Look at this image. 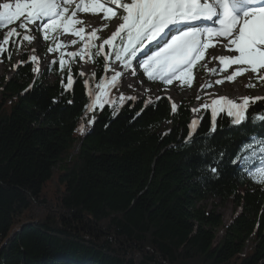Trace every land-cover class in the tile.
<instances>
[{
	"label": "trees",
	"instance_id": "obj_1",
	"mask_svg": "<svg viewBox=\"0 0 264 264\" xmlns=\"http://www.w3.org/2000/svg\"><path fill=\"white\" fill-rule=\"evenodd\" d=\"M11 28L0 32L12 73L0 78V264H264V144L245 145L264 137V100L246 108L256 126L219 113L215 131L212 101L190 137L191 101L174 111L104 82L119 40L82 47L90 75L61 57L35 75L21 35L3 43ZM227 202L240 213L225 227L215 208Z\"/></svg>",
	"mask_w": 264,
	"mask_h": 264
},
{
	"label": "snow or ice",
	"instance_id": "obj_2",
	"mask_svg": "<svg viewBox=\"0 0 264 264\" xmlns=\"http://www.w3.org/2000/svg\"><path fill=\"white\" fill-rule=\"evenodd\" d=\"M69 4L70 0L5 2L0 4V27L19 22V29L27 30L28 26H32L33 31H44L47 39L49 30L61 31L68 27L64 21L67 20ZM92 7L103 10L105 16L102 19H107L108 13L112 12V9L106 8L104 4H93ZM119 10L118 7L117 11ZM122 10L123 22L119 23L112 38L104 40L103 44L111 45L113 40L119 38L120 47L115 53L116 58L121 60L126 68H132L130 61L135 59L136 66H143V71L148 74L150 80L160 79L170 83L173 79H180L183 82L185 74H188L190 82L193 66L204 57L205 50L214 37L218 38L221 47L228 53L218 56L219 63L225 70L232 65L246 66L238 68L228 76L229 81L237 75H242L246 68L264 79V71H261L264 70V0H131L130 3L122 5ZM72 15L74 17L76 13L73 12ZM62 17L64 19H61ZM92 20L93 17H89V21ZM71 23L79 24L80 21L73 20ZM73 34L80 35L74 29ZM20 35L17 27H12L3 36V43L7 44L10 37ZM32 38L29 35L23 36L26 41ZM4 51L5 49L0 46V53ZM48 51L52 52L54 49L49 48ZM215 51L218 53L221 48ZM70 55L75 56L76 53ZM211 55L216 58L215 54ZM212 71L215 72L217 69ZM133 74L135 75V70ZM115 78L113 76V80ZM71 85L72 78L69 76L68 87ZM212 103L214 105L211 108L212 131L216 129L219 113H226L236 126L249 123L256 126V117L246 116L248 98H244V103L239 105L224 98L214 100ZM173 110L175 111V108ZM260 124L264 126V117L260 118ZM198 125L199 120L192 121L190 137ZM257 140L264 144V137H258L253 133L245 145L252 144L253 148L258 147L255 143ZM245 145H242V148ZM259 151L264 154V147H259ZM222 156L223 153L221 159ZM237 163L238 160L234 158L232 164ZM209 167L218 177V167L211 165ZM261 171L264 172V168Z\"/></svg>",
	"mask_w": 264,
	"mask_h": 264
},
{
	"label": "rangeland",
	"instance_id": "obj_3",
	"mask_svg": "<svg viewBox=\"0 0 264 264\" xmlns=\"http://www.w3.org/2000/svg\"><path fill=\"white\" fill-rule=\"evenodd\" d=\"M130 2L131 0H107V2L106 0H70L67 11V13L70 12L67 16L68 27L59 34H55L52 30H49L47 32V39H45V32L42 30L33 31L32 26H28L27 30L19 29L17 27V30H19L22 37L24 35L33 37L27 41L23 39V41L26 46L25 48L28 51L29 60L33 66V69H38L37 71H34V73L41 74L44 69H46V66H48V64L56 57H66L71 53H76L77 55V46L79 44L88 42L89 37L93 34V32H95V38L98 41L97 43L100 46L103 45V41L112 38L113 33L119 27V23L123 22L122 16L124 13L121 6L124 3ZM93 4H104L106 8H111L112 12L108 13L107 19H102L105 16V13L101 9H94L92 7ZM117 4L120 8L119 11H117ZM78 5L80 7H77ZM73 12L76 13L74 17L72 15ZM113 13L115 14L113 15ZM89 17H93L91 22L89 21ZM73 20H78L80 23H71ZM73 29L79 33L83 32V35H81L82 37L79 36L76 38L77 40L73 39L71 42H69V44H67L68 46L62 45V43H60L62 40L65 38L69 40L71 36H73ZM73 41H75V43H73ZM49 48H53L54 51L49 52ZM217 48H221L222 52L226 51L221 47L218 39L215 41L212 40L210 46L205 50L204 57H202V71L199 74H196V76L194 75L191 82H189L187 79L184 80V78L183 82L180 79H173L170 83H166L160 79L150 80L148 78V74H145L142 71L143 66L137 67L136 62L127 73H123L124 68L122 67L121 63H116L113 66L108 65L106 67V77L110 78L113 75H120V92L135 99H142L143 97L147 96L150 99H160V97H165L173 107H177L183 101L193 102L192 109L194 111V115L192 121L198 120V115L196 113L197 108L205 105L213 99L224 98L234 101L238 104H243L244 98H248V101L257 98L264 99V79H261L258 73L253 74L251 73L250 69L246 68L242 76H235L231 81H229L227 77L233 74L232 66L228 67L226 70L223 68L218 69L213 73L212 70L217 69L216 66H213L217 60V57L215 55L216 58H213L211 54H214ZM32 57H35L36 59L33 60ZM76 58L78 59V64L75 65V67L79 72H81L83 75H90L93 73L94 70L91 68L90 63L88 62V56H80ZM65 62L69 63L68 57L65 58ZM20 63V58H15L13 67L19 65ZM240 67L246 66L237 65V69ZM133 70H135V75L133 74ZM211 75H213V78L211 79L212 83H209L207 78H209ZM2 76H6V79H10L12 74L10 66L0 62V78ZM225 80H227V82H224ZM52 81H54L52 77L46 78V82L52 83ZM257 81H260L261 83L259 84ZM234 82H237L240 86L237 88L234 86ZM220 83L224 84L225 89L229 90V93L236 91V97L235 95L226 96L219 93L210 94V92L204 91L205 88L203 87H205L207 84L216 85ZM201 91L202 93H200ZM214 204H218V202L209 200L204 203V205L207 207V210H210ZM215 210L222 217L225 227L230 226L231 221L237 214V211L234 210V207L230 202L215 208ZM221 232L222 231L218 232L217 234L216 243L221 238Z\"/></svg>",
	"mask_w": 264,
	"mask_h": 264
},
{
	"label": "bare ground",
	"instance_id": "obj_4",
	"mask_svg": "<svg viewBox=\"0 0 264 264\" xmlns=\"http://www.w3.org/2000/svg\"><path fill=\"white\" fill-rule=\"evenodd\" d=\"M5 2H8V3H14L15 2V0H0V4H2V3H5ZM92 25V24H91ZM88 26H89V24H88ZM86 27V26H85ZM90 27V26H89ZM87 28V27H86ZM82 30H84V29H82ZM81 32V31H80ZM81 35H83V32H81L80 33V35H74L73 34V36H71V38L68 40V39H64V40H62L60 43H62V45H67V44H69V42H71L73 39L75 40L76 38H78L79 36L80 37H82ZM86 35V34H85ZM77 40V39H76ZM63 46V47H64ZM68 46V45H67ZM62 47V46H61ZM215 55H216V57H217V60H216V62H215V64L213 65L214 67L216 66V68H217V70L220 68L219 67V65H218V56L219 55H221V54H223V55H227V51H225V52H222V51H220V52H215L214 53ZM214 61V60H213ZM211 63V62H210ZM236 65H233V72H235L236 71ZM214 73V72H213ZM212 74V73H211ZM239 76H242V75H237V77H239ZM213 78V75H211L209 78H207V81L209 82V83H212L211 82V79ZM224 82H227V80H225ZM234 86H236L237 88H238V86H240L237 82H234ZM203 88H205L204 89V91H206V92H210V94H215V93H219V94H222V95H229V96H234L235 95V97H236V91H234L233 93H229V90H226L225 89V87H224V84L223 83H220V84H216V85H213V84H207L205 87H203ZM238 90V89H237ZM226 92V93H225ZM200 93H202V91L200 92ZM237 94H238V92H237Z\"/></svg>",
	"mask_w": 264,
	"mask_h": 264
}]
</instances>
